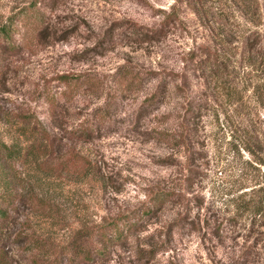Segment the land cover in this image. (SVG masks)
<instances>
[{"label":"rangeland","instance_id":"1","mask_svg":"<svg viewBox=\"0 0 264 264\" xmlns=\"http://www.w3.org/2000/svg\"><path fill=\"white\" fill-rule=\"evenodd\" d=\"M31 1L0 0V22ZM40 1L47 37L6 60L0 135L8 117L28 111L54 135L53 164L37 172L35 187L57 212L51 219L24 209L10 230L28 213L34 230L61 245L77 231L138 213V227L80 264H264V216L245 209L229 221L243 193L248 208L261 196L264 204V64L251 69L240 47L254 19L234 0ZM166 16L159 37L148 40V26ZM206 43L213 56L201 63ZM122 70L138 73V89L117 86ZM159 71L169 76L167 87L148 108L143 101ZM59 74L95 82L64 100ZM91 121L89 139L74 136ZM35 167L18 168L21 186L32 182ZM160 194L166 201L142 213Z\"/></svg>","mask_w":264,"mask_h":264},{"label":"trees","instance_id":"2","mask_svg":"<svg viewBox=\"0 0 264 264\" xmlns=\"http://www.w3.org/2000/svg\"><path fill=\"white\" fill-rule=\"evenodd\" d=\"M194 4L201 0H192ZM249 18L254 19L253 27L247 29L240 41L241 59L252 69L258 70L264 64V0H234ZM171 16H166L155 27L148 26V40L159 37L162 28L169 23ZM49 27V16L47 4H41L40 0H33L25 4L18 11L9 15L0 22V76L4 72L6 60L9 57L19 54L27 49L35 40L41 43L46 37V30ZM133 35H139V28H129ZM143 35H147L144 31ZM101 41V40H99ZM101 42H98L100 45ZM201 63L210 61L213 53L208 44L202 46ZM196 51H193L195 53ZM197 56L194 54L192 59ZM148 74H156L155 71H148ZM159 79L154 90L146 97L143 103L148 108L158 105L163 98L167 87L169 76L165 71L157 72ZM58 79L63 87L62 98L68 100L76 91L79 85L91 86L95 80L91 77L72 78V76L59 74ZM149 77V76H148ZM142 78L138 73L131 70H122L116 73L115 83L125 90H135L141 85ZM46 99L52 105L58 103V99L52 94L46 93ZM186 112H191L188 107ZM7 132L0 135V264H80L102 254L103 247L114 245L125 238L132 229L140 225L141 215L123 214L117 216L104 224H97L88 228L83 234H76L65 244L58 245L50 236L39 233L30 226L29 214L22 222L21 227L13 230L8 227L21 211L27 209L37 217L53 216L57 212L56 202L49 195L42 194L36 189L37 172L40 169L48 170L53 164L55 156V138L51 131L42 123L35 111L19 112L12 118H7ZM94 125L82 124L73 131L78 138L89 139L93 134ZM69 162V161H68ZM36 167L31 175L32 182L27 186L20 185L18 168L24 165ZM64 162H62L63 164ZM262 163H264L262 161ZM191 161L187 164L190 172L187 179L193 182L194 167ZM190 185V184H189ZM241 194L236 202V213L229 221L234 222L237 212L245 209L250 211L253 217L264 216L263 196L253 205V209ZM166 201V194L154 195L148 207L142 213H151V207L158 208ZM260 233V230H259ZM260 235L264 237V230ZM89 238L86 244L82 245L81 238Z\"/></svg>","mask_w":264,"mask_h":264}]
</instances>
